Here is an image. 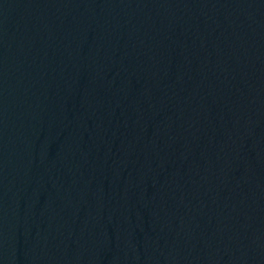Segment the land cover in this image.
Segmentation results:
<instances>
[{"label": "water", "instance_id": "water-1", "mask_svg": "<svg viewBox=\"0 0 264 264\" xmlns=\"http://www.w3.org/2000/svg\"><path fill=\"white\" fill-rule=\"evenodd\" d=\"M0 264H264V0H0Z\"/></svg>", "mask_w": 264, "mask_h": 264}]
</instances>
